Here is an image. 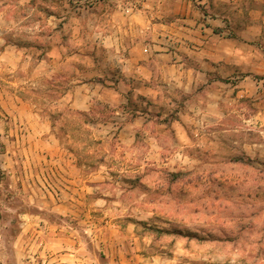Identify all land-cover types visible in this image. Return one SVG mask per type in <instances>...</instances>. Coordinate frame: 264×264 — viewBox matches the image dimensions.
<instances>
[{"label": "rangeland", "instance_id": "374dc122", "mask_svg": "<svg viewBox=\"0 0 264 264\" xmlns=\"http://www.w3.org/2000/svg\"><path fill=\"white\" fill-rule=\"evenodd\" d=\"M123 1L0 0V264H42L44 258V264H55L53 257L65 250L58 249L57 232L70 230V224L78 225L82 239L87 237L84 258L62 263L108 264L100 245L83 230L84 220L91 217L123 226L127 221L149 223L135 230L163 255L176 254L172 264H264V75L234 72L205 99L186 101L170 94L158 107L161 118L156 121L162 126L157 144L138 133L132 146L125 145L115 129L109 138L93 143V122L108 119L111 107L97 105L100 114L82 116L60 99L74 80L92 74V63H107L110 35L124 26ZM224 13L231 20L225 26L236 29L258 19L261 32L253 46L243 45L242 63H264V1L242 0L241 11L230 8ZM16 101L50 124L65 157L72 153L77 158V183L83 189L96 186L90 178L100 160L113 162L108 165L112 179L88 194L94 196L90 213L82 208L79 217L71 218L53 208L61 201L59 187L69 182L52 164L51 169L36 167L39 173L48 172L47 179L35 178L31 186L24 177L16 180L12 175H24L26 158L14 144L20 132L9 129L15 121L6 107ZM140 102L134 100L137 106ZM179 110L196 114L177 131L171 123ZM83 118L92 121L85 125ZM14 187L20 193L13 194ZM104 200L106 211L100 208ZM11 208L29 212L37 223L26 226L27 218ZM40 224L47 225L50 241L45 256L39 239L35 241Z\"/></svg>", "mask_w": 264, "mask_h": 264}, {"label": "crops", "instance_id": "0c3cea01", "mask_svg": "<svg viewBox=\"0 0 264 264\" xmlns=\"http://www.w3.org/2000/svg\"><path fill=\"white\" fill-rule=\"evenodd\" d=\"M123 7L126 9L122 14L124 26L121 31L114 29L110 35L107 63H92V74L74 80L72 88L60 97L73 110L87 114H100L96 110L97 105L111 107L108 119L94 120V138H109L111 129H115L118 140L125 145L132 146L138 133L143 140L157 144L162 126L156 121L161 118L158 107L164 99L171 98L170 94L183 96L186 101L196 97L205 99L209 90L220 89L222 79L234 72H248L243 77L264 75V63H242L243 45L253 46L256 42H252L261 32L258 19H250L238 29L232 28V25L225 26L226 22L231 23L225 10L233 8L241 11L242 0H126ZM230 28L232 32L227 33ZM0 54L2 58L1 49ZM0 67H3L2 61ZM134 100L141 102L137 106ZM17 102L7 106L6 111L15 121L9 129L20 132L14 144L24 151L26 158L22 157L24 175L21 172L12 175L16 180H23L24 177L28 183L35 178L45 181L48 172L47 175L43 171L39 173L36 167L51 169L52 164L55 169L61 170H57L58 174L69 182H63L64 187H59L61 201L53 208L71 218L79 217L82 208L90 213L94 196L88 194L93 192L94 187L100 188L106 180L112 179L108 165L113 162L106 157L100 160L90 178L97 183L96 186L89 184L90 190L83 189L77 183L81 179L77 158L72 153L65 157L59 141L53 133L50 134V124L41 119L38 112L23 107V102L17 105ZM176 113L178 117L174 118L171 126L177 131L184 127L185 119L190 122L196 114L181 110ZM1 154L14 160L10 153ZM2 166H6L4 161ZM72 169L77 171L73 173ZM46 190L51 193L49 188L46 187ZM12 192L18 194L20 190L14 187ZM26 193L33 196L29 190ZM103 195L102 191L98 199L103 200ZM88 199L92 202L87 203ZM100 205L104 211L109 209L105 200ZM11 210L27 218L24 222L26 226L37 223L29 212ZM84 222L83 230L89 240L100 245L108 264H172L177 257L176 254L163 255V252L153 248L150 241L146 244L147 237L135 230L150 227L144 221H127L123 226L111 219L95 221L91 217ZM70 225V230L57 232L58 249L65 250L53 257L55 264L84 258L82 244L87 237L82 239L78 225ZM95 225H99V231L95 230ZM46 228L47 225L40 224L35 237V241L39 239L38 243L43 246L41 254L44 256L45 248L50 246L45 236ZM46 260L44 258L42 264Z\"/></svg>", "mask_w": 264, "mask_h": 264}, {"label": "trees", "instance_id": "16d2710c", "mask_svg": "<svg viewBox=\"0 0 264 264\" xmlns=\"http://www.w3.org/2000/svg\"><path fill=\"white\" fill-rule=\"evenodd\" d=\"M70 110H73V109H70ZM76 114H78V115H82V116H85L87 113H85V112H82V111H76V110H73ZM64 112H60L59 113V116L60 117H64ZM90 121H92V119H88V118H83L82 119V123L83 124H87L88 122H90ZM63 125L64 126H68V122L65 120L64 122H63ZM90 140H91V142H93V143H95V142H99L97 139H95L94 137H92V136H90Z\"/></svg>", "mask_w": 264, "mask_h": 264}]
</instances>
